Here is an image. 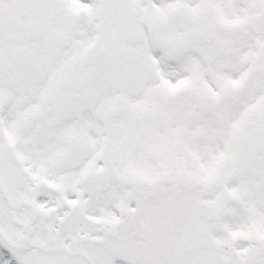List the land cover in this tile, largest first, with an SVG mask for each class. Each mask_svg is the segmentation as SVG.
Instances as JSON below:
<instances>
[{
	"label": "snow or ice",
	"instance_id": "obj_1",
	"mask_svg": "<svg viewBox=\"0 0 264 264\" xmlns=\"http://www.w3.org/2000/svg\"><path fill=\"white\" fill-rule=\"evenodd\" d=\"M0 264H264V0H0Z\"/></svg>",
	"mask_w": 264,
	"mask_h": 264
}]
</instances>
